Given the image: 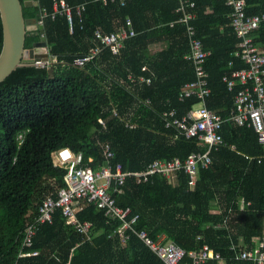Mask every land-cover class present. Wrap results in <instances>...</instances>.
<instances>
[{
  "label": "trees",
  "instance_id": "obj_1",
  "mask_svg": "<svg viewBox=\"0 0 264 264\" xmlns=\"http://www.w3.org/2000/svg\"><path fill=\"white\" fill-rule=\"evenodd\" d=\"M36 1L23 7L24 16L39 19L47 12L43 34L57 60L47 67L22 65L0 82V264H163L131 231L123 243L114 234L120 221H108L104 210L93 204L77 212L81 222L91 223L89 237L68 224L60 209L52 222L36 221L43 200L65 186L68 166L56 165L53 156L59 149L82 153L83 165L97 168L104 164L102 148L109 143L114 162L132 172L154 160H185L206 150L198 138L179 136L165 127L162 118L167 108L183 115L200 102L197 96L179 98L182 87L195 79L193 63L186 58L185 24L178 21L180 2L127 0L121 6L95 0ZM62 1L72 7L85 3L82 17L73 10V31L68 15L61 9L55 13L56 3L61 8ZM188 1L195 4L188 7L195 13L192 24L211 51L206 63L212 89L207 106L226 119L243 85L230 90L223 76L247 67L235 54L240 38L231 25V8L225 0ZM247 9L250 14L264 12V0H248ZM127 18L137 34L125 40L118 54L105 48L84 67L74 64L75 58L97 46V29L116 31ZM252 34L264 52V22ZM40 39L39 29L28 31L26 48ZM2 42L0 16V51ZM156 46L161 48L153 51ZM129 74L151 78V83L131 82ZM146 98L152 103L145 104ZM220 133L226 145L211 151L212 164L201 170L195 186L180 171L173 180L161 174L141 183L128 178L123 192L113 196L119 206L130 208L129 217L139 215L134 227L153 238L164 234L187 251L208 244L226 264H258L236 256L264 239L263 147L247 124L226 121ZM237 187L250 202L242 211ZM215 201L220 213L212 212ZM33 224V243L23 246ZM22 251L39 253L19 258ZM181 264H192V259L186 255Z\"/></svg>",
  "mask_w": 264,
  "mask_h": 264
},
{
  "label": "built area",
  "instance_id": "obj_2",
  "mask_svg": "<svg viewBox=\"0 0 264 264\" xmlns=\"http://www.w3.org/2000/svg\"><path fill=\"white\" fill-rule=\"evenodd\" d=\"M95 1H100L103 4L116 2L120 3L121 6L127 2V0ZM179 2L177 11L181 12V16L178 21L185 24V33L189 41V52L186 58L193 63L195 71V79L182 87L179 98L197 96L200 102L183 115H179L175 108H167L162 113V118L165 127L174 128L179 136L198 138L200 146L206 150L193 152L185 160L180 158L154 160L144 170L132 172L124 170L121 163L114 162L115 152L109 143H105L102 148L105 157L104 164L97 168L89 165L84 166L82 153H75L67 147L59 149L53 156L56 165L66 164L68 166V171L64 177L65 186L58 189L56 196L50 195L43 200L39 206V216L36 222H52L54 214L60 209L68 224L74 225L77 231L89 237L91 223L81 222L77 212L82 210L84 206L93 204L98 209L104 210V215L108 221H120L114 234H118L123 243L130 236L128 231H131L159 257L163 264H181L186 255L192 259L193 264H204L211 259L221 261L223 257L219 251L208 244H204L199 250L187 251L176 242L168 241L165 235L153 238L147 230L136 229L134 224L139 215L129 217L130 208L119 206L116 202L117 199L113 196L114 192H123V186L128 178L134 177L137 183L147 182L156 174L171 179L180 171L186 174L190 185L195 186L200 171L209 168L212 164L211 151L226 145L220 133L226 121H232L238 126L245 124L252 126L262 144L264 154V52L259 50L252 34L264 22V12L248 13V0H225L226 5L231 8V25L237 37L240 38L239 47L235 54L247 65L245 68L233 70L223 76V81L230 90H233L238 83L243 85L235 95L234 106L229 117L225 119L209 109L206 104V100L212 92L210 73L206 68L211 51L204 47L203 41L192 24L195 13L188 7H193L195 4L188 0H179ZM85 7V3L72 7L62 1L61 8H59V3H56L55 13L61 9L60 12L67 14L71 31H73V10L82 17ZM46 16L47 12L42 11L37 23L43 25ZM136 34L130 18H127L125 24L116 31L104 33L97 29L95 31L97 46L92 47L88 53L75 58L74 64L77 67H84L105 48L110 49L113 54H118L123 48L125 40ZM46 49L50 55L49 61H36L35 65L47 67L51 62L57 60L50 53L48 45ZM230 64L232 65V62ZM128 79L136 83H151V78L145 76H139L136 79L135 76L129 74ZM143 102L151 104L152 100L146 98L143 99ZM115 113H117L116 110ZM99 122L104 125L103 119L100 118ZM127 124L129 123L127 122ZM129 126L132 127L133 125L129 124ZM62 153L64 154L62 155ZM237 204L240 210H245L250 202L247 203L244 198H241ZM36 231V224L28 227L23 239V246L32 245ZM263 248L264 239L253 250H240L236 258L249 259L258 264H263ZM38 253V251H22L19 258L35 256Z\"/></svg>",
  "mask_w": 264,
  "mask_h": 264
},
{
  "label": "water",
  "instance_id": "obj_3",
  "mask_svg": "<svg viewBox=\"0 0 264 264\" xmlns=\"http://www.w3.org/2000/svg\"><path fill=\"white\" fill-rule=\"evenodd\" d=\"M36 0H0V16L3 28V42L0 51V82L5 80L14 70L22 65L36 64V61L47 62L45 35L26 48L27 32L39 29L44 32L43 25L37 24V18H26L24 6L37 4Z\"/></svg>",
  "mask_w": 264,
  "mask_h": 264
},
{
  "label": "crops",
  "instance_id": "obj_4",
  "mask_svg": "<svg viewBox=\"0 0 264 264\" xmlns=\"http://www.w3.org/2000/svg\"><path fill=\"white\" fill-rule=\"evenodd\" d=\"M161 47L160 46H158V50L160 49ZM153 49V48H152ZM206 104H207V102H206ZM215 112V111H214ZM203 170V169H202ZM201 172V171H200ZM199 176H200V174H199ZM198 179H199V177H198ZM198 179H197V181H198ZM169 180H173V177L171 178V179H169ZM197 181H196V183H197ZM196 185V184H195ZM236 189V187H233V188H231L230 190H229V192L230 191H233V190H235ZM237 194H236V201L238 202L241 198H244V196H243V194H242V189H240V187H237ZM214 208L212 209V212L213 213H220V208L218 207V201H215L214 202ZM238 205V204H237ZM240 210V209H239ZM242 211V210H241ZM162 235H164V234H162ZM166 236V235H165ZM121 239V238H120ZM166 239H167V237H166ZM122 241V240H121ZM122 243V242H121ZM193 264V263H192ZM218 264H226L225 263V261L224 260H221V261H219L218 260Z\"/></svg>",
  "mask_w": 264,
  "mask_h": 264
},
{
  "label": "rangeland",
  "instance_id": "obj_5",
  "mask_svg": "<svg viewBox=\"0 0 264 264\" xmlns=\"http://www.w3.org/2000/svg\"><path fill=\"white\" fill-rule=\"evenodd\" d=\"M153 51H156V50H158V46H156V47H153V49H152Z\"/></svg>",
  "mask_w": 264,
  "mask_h": 264
},
{
  "label": "clouds",
  "instance_id": "obj_6",
  "mask_svg": "<svg viewBox=\"0 0 264 264\" xmlns=\"http://www.w3.org/2000/svg\"><path fill=\"white\" fill-rule=\"evenodd\" d=\"M37 22H38V19H37ZM38 24V23H37ZM42 34V33H41Z\"/></svg>",
  "mask_w": 264,
  "mask_h": 264
},
{
  "label": "snow or ice",
  "instance_id": "obj_7",
  "mask_svg": "<svg viewBox=\"0 0 264 264\" xmlns=\"http://www.w3.org/2000/svg\"><path fill=\"white\" fill-rule=\"evenodd\" d=\"M64 153H62V155H63Z\"/></svg>",
  "mask_w": 264,
  "mask_h": 264
}]
</instances>
